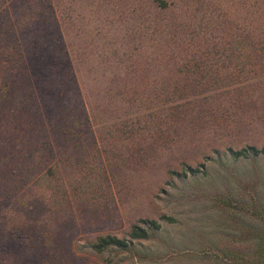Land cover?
<instances>
[{"label": "rangeland", "instance_id": "obj_1", "mask_svg": "<svg viewBox=\"0 0 264 264\" xmlns=\"http://www.w3.org/2000/svg\"><path fill=\"white\" fill-rule=\"evenodd\" d=\"M228 1L150 14L185 35L135 37L117 76L120 13L136 0H0V264H211L223 235L239 234L235 213L264 206V156L229 151L263 144L264 65L218 63L223 33L243 34L249 14L241 3L235 22ZM166 80L171 101L151 106ZM185 163L199 171L183 175ZM146 219L161 223L148 240L91 247Z\"/></svg>", "mask_w": 264, "mask_h": 264}, {"label": "trees", "instance_id": "obj_2", "mask_svg": "<svg viewBox=\"0 0 264 264\" xmlns=\"http://www.w3.org/2000/svg\"><path fill=\"white\" fill-rule=\"evenodd\" d=\"M202 1L203 0H136L138 8H133L130 11H128V9L123 10V13H120V18L123 19V23L120 25L121 35H117L118 39L116 41L122 48H125V51L123 53H120V56L117 54L116 57L117 61L120 62V64L125 63V67H122L123 69H118L117 76H121L123 70L130 71V69H128L127 63L132 58H130V55H132V53L128 55L127 49L134 51V44L137 41L134 39L135 37L137 39H143L144 36L149 35L150 37L157 36L159 39H167V37L169 36L168 39L170 40L174 35H179L181 33H184L185 35L187 31L186 24H179L168 20H152L150 19V14L166 12L172 9L182 10L184 14L192 11L196 13L199 8L204 9L203 7H201L200 2ZM241 3H244L245 7L249 10V14L245 17V30L244 33L241 34L240 24L236 23V25L234 26L235 31L229 33L230 29H228L225 33H223L222 39L224 42H221V44L219 45L223 49L220 53H218V55L220 56L217 57L218 63L222 64V70L233 69L232 67H236L241 64H243L244 67L246 66L248 69H262V65H264V0L228 1L227 6L229 8L225 7V9L233 10L236 13V16H234L233 19L235 20V22H237L236 20H238L239 18L237 9L239 8V6H241ZM148 5H150V9H152V11L150 10L146 16V12L142 9L143 7H147ZM223 16H225L224 18H226L227 14ZM102 23L104 25H107L109 29L112 30L113 26L116 25V23H119V21L109 20L106 22L102 21ZM120 27L118 26V29ZM222 30L224 32L225 28H223ZM84 52L88 61L94 59L95 55L93 52ZM199 58L200 55H193V63L196 64V60H198ZM245 58L247 62L243 61L245 60ZM114 59L107 58L106 62L108 63L110 60ZM232 62H234V64ZM80 70L81 69H78V73L76 72V70H74V82L76 84V87L79 89H81V87L79 86L78 82L82 80V73L79 72ZM92 70L93 69H89L90 72ZM108 70L109 69H102V71L99 72V75L104 78L108 77ZM194 70L196 72L203 71L204 73H209V78L215 76V74L212 73L213 69ZM227 75H223L221 77L226 78ZM97 80L98 78L93 75L92 81ZM70 81L73 80L70 79ZM70 81L68 80V82L65 83H68L69 85ZM162 81H160V86L156 83L157 90L153 92L152 95H149V98L147 97L146 100L144 98V100L147 103H151V106L153 107L156 106L155 104L157 103L163 104L164 102L167 103L171 101V99L166 98V96H169L166 91V86L167 82L170 83V80H166L165 83ZM70 84L73 87V82H70ZM174 85L178 90L180 87L178 86L179 83H175ZM173 94L174 93H172V95ZM193 96H198V93H193ZM85 97H87V103L89 102L88 105H90V96L88 95V93L85 95ZM143 97L144 96H141L140 101H138L143 102ZM59 98L61 99V97ZM180 99H182L181 96L178 97V100ZM58 100L59 99H57V103ZM132 100L134 101V99ZM132 100L130 99V101ZM146 105L151 107L148 104ZM158 110L159 109L156 108V111ZM91 112L94 117V109H92ZM61 130V134H64V129ZM48 146L50 147L49 152L52 151V144L50 142L48 143ZM229 151L234 158L246 159L251 157L264 156V141L260 147L247 145L237 150H232L230 148ZM31 153L33 154V152ZM183 169V175H192L199 171L198 169H194L191 165H187V163L183 165ZM243 211L244 210L240 212L244 213ZM235 214L238 215L233 216L231 219L235 222V224L238 225L239 228H237V230L239 234H224L223 237L228 236L230 237L231 241H225L220 245H216L214 249L216 252L212 253V257L205 260L204 262H210L211 259H213L211 264H264V206L260 205L258 206V209H253L252 211L249 210V213H244L242 215L239 214V212H236ZM161 218L166 221L173 220L172 218L166 216H163ZM143 222L147 223V228L139 226L136 223L132 224L129 228L128 233L126 234V237L120 238L112 234L101 235L94 240L91 247L95 252H102L108 248H118L124 250L130 247L133 241L148 240L151 235L161 227V223L157 220L146 219ZM242 229L245 230V232L241 231Z\"/></svg>", "mask_w": 264, "mask_h": 264}]
</instances>
